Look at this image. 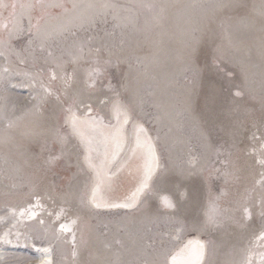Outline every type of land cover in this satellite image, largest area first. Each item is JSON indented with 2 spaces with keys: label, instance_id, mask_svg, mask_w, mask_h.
I'll use <instances>...</instances> for the list:
<instances>
[{
  "label": "rangeland",
  "instance_id": "rangeland-1",
  "mask_svg": "<svg viewBox=\"0 0 264 264\" xmlns=\"http://www.w3.org/2000/svg\"><path fill=\"white\" fill-rule=\"evenodd\" d=\"M15 2L33 7L22 33L0 28V236L11 241H0V264H39L31 244L51 264H168L187 237L204 241L203 264L264 252V0ZM11 10L0 8L4 22ZM117 93L127 131L146 129L159 164L128 210L89 203L94 175L65 123L69 105L83 117L91 104L113 125ZM37 201V219L17 215Z\"/></svg>",
  "mask_w": 264,
  "mask_h": 264
},
{
  "label": "snow or ice",
  "instance_id": "snow-or-ice-1",
  "mask_svg": "<svg viewBox=\"0 0 264 264\" xmlns=\"http://www.w3.org/2000/svg\"><path fill=\"white\" fill-rule=\"evenodd\" d=\"M39 2H40V0H37V4H39ZM8 7H10L12 10H11V12H9V15L7 17V22H4V19L0 18V28H4L7 30L8 24H11L13 26L12 29L9 30V39H11L15 35H18L24 31V28H23L22 24L20 23V21L23 18V16L25 15L24 10L33 7V5L23 4V3L17 4L15 2V0L10 5H6L3 3V0H0V8H8ZM73 7L75 8L76 5L74 4ZM17 8H19L21 11L17 12ZM33 29H36L35 33H33V31H32ZM28 32H29L30 37L39 33L38 25H33L31 23L30 17H29ZM31 42L32 41L30 38L29 43H31ZM0 43H2V42H0ZM42 47H43V45H41V48ZM80 51H82V49ZM2 54L3 53H0V55H2ZM49 55H51V53H49ZM78 59H79V57H74L73 62L75 63ZM97 63H98V61H97ZM4 71L6 72L7 69H4ZM99 74H100V69L95 68L89 73V76L91 77L93 75H99ZM50 78H51V80H56L57 76L53 72L51 74ZM71 79H72V76H68L66 84L68 83V81H71ZM94 86H95L94 81L92 83L88 84V87H94ZM41 87L43 88V91L47 96H51L54 94L50 87L44 86L43 84L41 85ZM236 95H240V93L237 92ZM57 99H59L58 96H57ZM75 103H77V101L73 100V104H75ZM106 103H108V101L106 99L100 101V104H106ZM85 107H87V111L84 113V116L82 118L79 115H77V111L73 110L72 105H69L65 109V112L67 113L66 118H65V123L68 124V126L71 128L72 134L79 138L81 144L84 147L85 153H86L85 161L88 164V167L90 169H92L93 172L95 173L94 187L92 189V193H91V197L89 199V203L93 207H96V208H99V207L132 208L135 206L140 195L142 193H144L149 188V186H150L149 182L152 180L153 175L156 172V169L159 167V164L156 163V157H155L154 149H152L151 144L149 142V161L146 165L143 178H142L138 188L136 189V191L133 193L132 197L130 198L131 202H125V203H121V204H106V203L99 202L97 199V195H98V192L100 191L101 185L104 183L105 180H109V181L111 180V176H109L108 172L105 170V166L111 164V160L107 159V148H108L109 137L108 136L104 137L103 143H104V147H105V157L106 158L104 161H102L100 167L98 168L93 162L92 152L93 151L99 152V147L94 145V137L85 135V132L83 129L85 126H88L92 129L93 132L100 131V134L103 136L104 133L101 131V129H103L104 127L112 128V132L110 134V137H111V140L114 142L115 149H116V151L113 152V159H114L115 156L118 154V151L123 148L124 137L122 135V128L120 127V118L123 117V123L127 124L130 120V113H129V109H128L127 105L122 102L118 93L116 94V98L114 100H112V102H111V110H112L114 117L117 120V125H105L103 117L91 115V113L93 111L91 104H88ZM136 131H137L136 147L140 148V147H142V143H143L141 140V134H143V136L147 140V131H146V129L143 128L142 125H136ZM61 139H63V138H61ZM132 151L134 154L136 149L134 148ZM54 159H59V157H55ZM257 163H259L261 166H264V159H258ZM163 201H164L166 207H173V205H171V203L167 200V198H163ZM36 206H39V201H37ZM32 207L33 206H29L28 209L21 210L19 213V216L24 217L27 214V218H29V219L34 217L36 215V213L34 211H32ZM61 211H63V210H61ZM244 212H245V215L247 217L249 215L248 209L245 208ZM12 213H13V215H15L16 214L15 210H12ZM262 214H264V213H262ZM59 216H60V213H57V219H59ZM0 219H3V218H0ZM216 222H217V220H216L215 210L213 209L212 212L208 215L207 223L212 225V224H215ZM41 223H43V221H41ZM71 223L75 224L76 221L73 220ZM60 231L61 232H70L71 227L64 225V224H61L60 225ZM8 235H9V233H7V232L4 233L3 236H0V241L6 242V243L11 242V241H8L6 239V237ZM16 235H17V237H19V233H17ZM258 239L264 240V232L261 233V235H260V237H258ZM72 243H73V249H74L72 252V256H73V258H75L76 257V251H75V234L74 233L72 235ZM41 251H43L46 255H50V250L47 248H44ZM203 254H204L203 253V245H200L198 249L194 250L193 255L188 260L187 264H200V262L203 258ZM261 259L264 260V257H261ZM45 264H51V260H46Z\"/></svg>",
  "mask_w": 264,
  "mask_h": 264
},
{
  "label": "bare ground",
  "instance_id": "bare-ground-1",
  "mask_svg": "<svg viewBox=\"0 0 264 264\" xmlns=\"http://www.w3.org/2000/svg\"><path fill=\"white\" fill-rule=\"evenodd\" d=\"M114 120H115V123L113 125H117V120L115 117H114ZM136 125L138 124L133 123L131 125L130 131H127L125 127L126 124L123 123V117L120 118V127L122 128V135L124 137L123 148L118 151V154L115 156L114 159H113V152L116 151V149H115L114 142L111 140V137H110L112 128L104 127L103 129H101V131L104 133L103 136L100 134V131L93 132L92 129L88 126H85L83 129L85 132V135L94 137V145L99 147V152H96V151L92 152L93 162L98 168L100 167L102 161H104L106 158L105 157V147L103 143L104 137L105 136L109 137L108 148H107V159L111 160V164L106 165L105 170L108 172V175L111 176V180L110 181L105 180L104 183L101 185L100 191L98 192V195H97V199L101 203L121 204L125 202H131L130 198L132 197L133 193L138 188L143 178L146 165L149 161V142L151 144L152 149H154V146L147 133V140L145 139L143 134H141V140L143 142L142 147L140 148L136 147V137H137ZM77 139L79 138L77 137ZM134 148L136 149V151L133 154L132 150ZM84 153H85V150H84ZM85 156H86V153H85ZM155 157H156V154H155ZM92 173L95 177V173L93 172V170H92ZM92 189L90 192V197H91ZM36 205H37V202L29 203L25 205L24 207L20 208L17 211V215H19L21 210L28 209L29 206H33L32 211H34L36 215L32 217L31 219H37L41 211H40V207ZM99 208L108 209V210L131 209V208H115V207H99ZM24 217H27V214ZM64 233L66 236L70 234V238L72 239V235H73L72 231L64 232ZM261 233L258 234L257 239H256L259 242L261 241V239H258V237H260ZM200 245H203L204 254L200 262V264H203L204 256H205V243L203 240L197 237H187L180 244L177 251H175L168 258L167 263L168 264H187L188 260L193 255L194 250L198 249ZM31 247L36 252L42 253L41 258L38 261L39 264H45L46 260H51L50 255H46L43 251H41L44 248L35 246L34 244H31ZM263 255H264V252L259 253L257 256L253 254H249L248 258L245 259L244 264H249V261L254 258L257 260V262H261L262 260L261 257H263Z\"/></svg>",
  "mask_w": 264,
  "mask_h": 264
}]
</instances>
